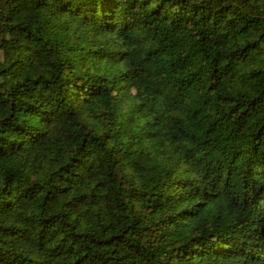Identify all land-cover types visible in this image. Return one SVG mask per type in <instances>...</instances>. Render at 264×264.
<instances>
[{"label": "clouds", "instance_id": "9594fccd", "mask_svg": "<svg viewBox=\"0 0 264 264\" xmlns=\"http://www.w3.org/2000/svg\"><path fill=\"white\" fill-rule=\"evenodd\" d=\"M201 100L246 108L242 147L264 124V0H0V264H184L243 228L193 164Z\"/></svg>", "mask_w": 264, "mask_h": 264}, {"label": "trees", "instance_id": "16d2710c", "mask_svg": "<svg viewBox=\"0 0 264 264\" xmlns=\"http://www.w3.org/2000/svg\"><path fill=\"white\" fill-rule=\"evenodd\" d=\"M156 15L154 11L153 16ZM151 22L145 23L150 25ZM177 39L175 34L161 33L157 43L172 45ZM183 63H177L172 70L174 74L183 72ZM195 82V77L187 81L175 79L172 84L174 99L179 101L185 88L194 91ZM201 107L206 108L207 102L201 100L191 121L199 132L193 164L201 169L203 185L219 184L227 188L231 199L241 209L239 219L243 228L237 230L235 226H229L215 233L217 242L211 245L201 242L199 247L189 248L184 244V264H264V139L260 145L256 142V137L264 133V124L242 147L236 143L235 133L243 124L240 115L246 108H240L235 116L228 113L216 118L206 111L198 112ZM189 191L179 188L175 195L187 203ZM161 195L165 196L163 204L167 206L170 203L167 196L172 192ZM157 202L154 199L149 206L155 207ZM77 264H80L79 260Z\"/></svg>", "mask_w": 264, "mask_h": 264}]
</instances>
